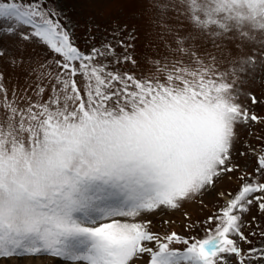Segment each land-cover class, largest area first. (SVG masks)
I'll return each instance as SVG.
<instances>
[{
    "label": "snow or ice",
    "instance_id": "obj_1",
    "mask_svg": "<svg viewBox=\"0 0 264 264\" xmlns=\"http://www.w3.org/2000/svg\"><path fill=\"white\" fill-rule=\"evenodd\" d=\"M137 2L166 56L137 58L126 25L99 38L89 26L80 47L63 0H0V39L13 46L0 44V264H264V228L251 214L264 216V145L238 131L264 124L252 109L261 100L242 86L256 49L238 43L233 56L223 41H245L236 34L181 35L167 23L169 9L183 11L174 0ZM238 2L215 0L213 11ZM243 2L264 13V0ZM197 39L213 50L199 52ZM139 60L149 74L122 70ZM9 70L25 78L19 100L4 84ZM224 178L236 191L217 192L203 221L185 213L188 236L150 230L159 210L198 198L206 207Z\"/></svg>",
    "mask_w": 264,
    "mask_h": 264
},
{
    "label": "rangeland",
    "instance_id": "obj_2",
    "mask_svg": "<svg viewBox=\"0 0 264 264\" xmlns=\"http://www.w3.org/2000/svg\"><path fill=\"white\" fill-rule=\"evenodd\" d=\"M60 2L61 0H52L51 6H55L56 3ZM63 2L72 20L77 24L75 35L80 47H85L83 34L85 29L89 26L93 28L97 38H99L103 33L111 31L114 25L119 27H124L126 25L125 35L127 31H131L133 28L136 29L134 33L135 39L133 41L135 47L131 49V51L137 58L150 57L156 59L167 55L163 44L158 41L156 36L159 28L157 27L153 30L152 27L147 24L146 18L137 17L134 14L137 10L144 7V5L138 3L137 0H63ZM178 15L181 18L185 16L183 11L169 9L167 11V16L170 17V19L167 20V23L170 25L181 24L183 29L181 35H185L188 32H199L193 28L188 19H181L179 21L175 19ZM0 27H3L2 22H0ZM228 35L231 36L233 34L228 33ZM219 42L220 41L217 40V43ZM223 42L227 45L233 56L238 53V49L236 48V44L238 43L242 45L244 54L251 55L252 50L254 48L256 49V70L242 77V79L247 80V84L242 86L246 92L253 93L261 100V103L252 106V109L258 116L264 118V60L261 59V55L264 54V47H260L257 44H249L242 40L225 39ZM195 43L199 46L198 51L201 53L206 50H213L212 39H209L206 43H202L200 39H197ZM0 44L8 46L10 50L13 47L7 38L0 39ZM39 51L40 49H37V52ZM41 60H43V58H41ZM138 63V68H134L131 65H124L122 66V70L135 72L138 76L150 73V68L143 60H139ZM4 67L7 69V65ZM224 67H227V65ZM9 76L10 70L5 72L4 84L9 94H11L14 86L18 89L17 98L19 100V91L27 87L25 78L23 76H18L12 77L11 80H9ZM20 106L23 107V103H21ZM238 131L242 141H247L250 145L257 148L264 145V124H252L251 135H249V129L243 126H241ZM258 137L260 138L258 139ZM236 147L240 148L241 145L238 143ZM234 158L241 164L248 159V157L241 158L238 155L234 156ZM252 171V167H249L248 172ZM232 175L235 177L239 175V173H233ZM237 187L238 182L236 180L229 181L227 178L217 180L215 189L203 196V203L206 207L201 206L198 198L195 202L184 203L183 206L176 211L159 210L147 217V219L152 221L150 230L161 237L171 232H176L182 237H186L189 233L185 231V226L189 221L185 219V213L190 216L191 221H203L212 214L214 210L213 205L217 202L216 193L219 191L235 192ZM219 203H223V201L221 200ZM251 214L257 216V219L260 221V227L264 228V216L258 214L255 208L252 209ZM245 219H250V217L246 216ZM165 221H167V223H165ZM252 228L255 229L256 225L253 224ZM196 231H198V229H196ZM248 231L249 229L246 228V235ZM250 239H253V243L255 244L259 238L250 237ZM173 247L183 248V245H173ZM244 247L247 248V245ZM145 259H147V256H145ZM21 264H24V262H21ZM53 264H55V262H53Z\"/></svg>",
    "mask_w": 264,
    "mask_h": 264
},
{
    "label": "clouds",
    "instance_id": "obj_3",
    "mask_svg": "<svg viewBox=\"0 0 264 264\" xmlns=\"http://www.w3.org/2000/svg\"><path fill=\"white\" fill-rule=\"evenodd\" d=\"M197 31L205 34H236L249 44L264 43V13L253 14L246 3L226 5L220 12L215 0H174Z\"/></svg>",
    "mask_w": 264,
    "mask_h": 264
}]
</instances>
